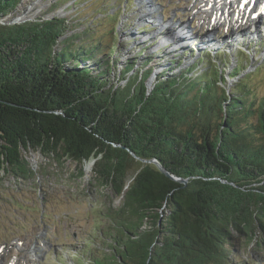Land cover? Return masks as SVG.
I'll return each instance as SVG.
<instances>
[{"label":"trees","instance_id":"16d2710c","mask_svg":"<svg viewBox=\"0 0 264 264\" xmlns=\"http://www.w3.org/2000/svg\"><path fill=\"white\" fill-rule=\"evenodd\" d=\"M26 3L0 0V172L32 181L25 154L36 152L57 164L71 159L82 177L84 163L102 154L93 179L122 198L104 213L105 226L71 245V264H261L255 251L237 259L250 246L264 252V95L252 81L264 64L251 73L239 64L228 91L226 54L203 53L181 68L187 52H172L148 92L160 59L145 42L111 83L118 45L97 34L98 19L79 11L72 19L44 13L11 22ZM129 169L139 171L130 184Z\"/></svg>","mask_w":264,"mask_h":264},{"label":"rangeland","instance_id":"374dc122","mask_svg":"<svg viewBox=\"0 0 264 264\" xmlns=\"http://www.w3.org/2000/svg\"><path fill=\"white\" fill-rule=\"evenodd\" d=\"M199 1L29 0L30 4L18 7L8 19L18 24L44 13L72 19L79 11L84 17L98 19L94 24L97 34L102 33L106 43L118 45L112 54L113 58L118 56L121 63L112 71L111 83L112 79H118L121 66L124 68L122 64L147 42L149 47L145 52L160 59L146 82V88L150 87V90L146 89L148 92L152 90L154 74L159 75L170 66L172 52L180 56L187 52L181 61L178 58L176 66L182 63L181 68L190 67L203 53H213L223 59L226 54L228 64L222 66L226 72L222 87L229 91L237 81L229 74L234 73L239 64L243 69L247 67L246 73H251L258 63L264 64V15L249 20L248 14H237L242 19L239 21L232 17L239 12L238 6L233 7L234 11L229 8L222 17L217 7V10L214 6L207 11L201 10ZM51 4L60 8L50 12ZM113 13L115 18H112ZM146 26L149 27L142 28ZM200 43H203L200 46H208L205 51L198 49ZM105 46L102 44L103 48ZM158 51H162L160 57ZM167 53L169 57H165ZM199 69V72L204 70ZM244 74L242 72L239 78ZM252 81L255 90L263 96L264 69ZM114 84L117 85L118 81ZM25 156L36 172L32 181H16L0 172V264H56V261L63 260L66 262L62 264H71L77 250L71 245L81 247L85 243L81 242L84 237L105 226L107 217L104 213L119 207L122 198L112 194L109 188L102 189L94 181L91 163L84 164V174L79 177V167L71 159L57 164L36 152H28ZM251 251L258 253L262 257L261 264H264V252L256 245L250 246L245 253L241 252L237 260L246 262L251 259ZM59 254L61 259L57 260Z\"/></svg>","mask_w":264,"mask_h":264},{"label":"bare ground","instance_id":"6f19581e","mask_svg":"<svg viewBox=\"0 0 264 264\" xmlns=\"http://www.w3.org/2000/svg\"><path fill=\"white\" fill-rule=\"evenodd\" d=\"M200 1L202 4V5H200L201 10L206 9V11H207V9H209L211 6H214L215 8L217 7L220 10V14L222 17H224V15L226 14L227 10H229V8H230V10L234 11L233 7H236V6H238V8H239L238 9L239 12L237 13L239 16L246 15V14L250 13L251 11H253V14H258V16L264 14V9H262L260 7L252 10L250 4L253 3L254 0H246L245 2H244V0H213L212 4L210 6H209L210 2H208V1L203 2L202 0H200ZM210 11L215 12V11H213V9H210ZM247 19H249L248 16H247ZM222 21H223V19H222ZM218 22H220L219 19H218ZM203 43H200V45H203ZM255 67H257V66H255ZM90 169H91V167H90Z\"/></svg>","mask_w":264,"mask_h":264},{"label":"water","instance_id":"95a60500","mask_svg":"<svg viewBox=\"0 0 264 264\" xmlns=\"http://www.w3.org/2000/svg\"><path fill=\"white\" fill-rule=\"evenodd\" d=\"M147 90H150V87L147 86ZM150 92V91H149ZM126 149V148H124ZM131 155L138 161L142 162V163H145V164H154L158 170L164 174L166 177H168L169 179L175 181V182H178L179 184H183V185H187L188 184V179H182V178H179V177H176L175 175L171 174L169 171H167L157 160H142L141 158L135 156L133 153H131ZM100 158H102V154L101 155H98L97 157H94L91 158L90 160H87L84 164H88V163H91V166L93 167L92 169H94L95 167V163L97 161L100 160ZM92 161V162H91ZM84 167V165H83ZM93 171V170H92ZM139 174V171L137 172H133L132 170L129 169L127 175L130 179H128L127 183L130 184L133 182V180L136 179V177L138 176ZM128 190V187H125V191Z\"/></svg>","mask_w":264,"mask_h":264}]
</instances>
